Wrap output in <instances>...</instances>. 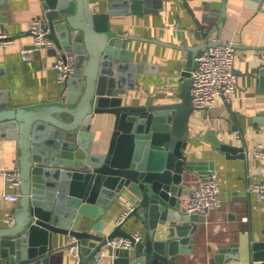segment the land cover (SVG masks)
I'll return each mask as SVG.
<instances>
[{
	"label": "water",
	"instance_id": "95a60500",
	"mask_svg": "<svg viewBox=\"0 0 264 264\" xmlns=\"http://www.w3.org/2000/svg\"><path fill=\"white\" fill-rule=\"evenodd\" d=\"M149 1L112 0L98 10L91 0H40L39 16L55 42L49 49L58 56L73 53L76 69L63 81L59 101L18 106L0 94V139L17 142L21 192L12 219L0 223V264H63L58 251L64 247L55 246L59 235L78 240V264H180L177 256L192 249L193 234L207 215L189 213L183 205L186 175L212 172L187 152L195 109L192 70L198 55L223 42L213 34L225 26L228 0H222L221 19L207 40L182 46L187 62L179 100L124 103L125 69L134 70L135 77L147 70L135 62L129 43L149 38L116 29L113 18L141 16ZM256 1L257 7L264 5ZM98 114L114 117L106 150L93 128ZM210 140L229 155L244 151L219 136ZM127 195L134 197L135 208L123 223L107 226L104 215L111 204ZM134 216L144 226L140 241L124 227ZM116 236L133 242L113 247ZM235 247H220L218 264L238 257ZM251 248L255 259H264V241Z\"/></svg>",
	"mask_w": 264,
	"mask_h": 264
},
{
	"label": "crops",
	"instance_id": "0c3cea01",
	"mask_svg": "<svg viewBox=\"0 0 264 264\" xmlns=\"http://www.w3.org/2000/svg\"><path fill=\"white\" fill-rule=\"evenodd\" d=\"M112 0H91L98 10H106ZM256 2V3H255ZM256 4V5H255ZM256 0H228V19L222 31L216 30L215 40L232 41L237 46L235 70L237 89L232 98L220 96L206 110L194 109L187 135L189 159L201 161L207 175L218 178L221 204L207 214L193 234L189 253L179 254L180 264H218L215 253L220 247L235 243L238 257H228L224 264H264L253 257L252 243L264 241V198L249 187L264 179V157L252 153L257 144H264V5ZM141 16L135 13L113 18V26L127 34L149 38L132 39L135 62H143L147 70L124 71V103L177 101L183 81L182 68L187 62L184 45L207 40L209 31L221 19L222 0H150ZM41 13L40 0H8L0 2V31L13 37L6 46L0 45V94L18 106L38 102L59 101L63 82L54 67L58 55L50 49L36 50L30 59L21 48L31 46V20ZM206 15L203 20L202 16ZM134 75V76H133ZM111 114H98L93 128L102 138V149L109 146L113 130ZM241 131V135L236 130ZM219 136L223 142L244 147V151L227 154L210 139ZM243 152V155H239ZM16 140L0 139V223L10 221L15 203L3 198L4 192L20 190L6 176L5 170L19 166ZM206 174L187 173L188 191L182 194L186 207L198 179ZM135 202L132 196L115 200L104 217L109 227L115 226L123 211ZM248 216V219H243ZM129 231H141L138 217L124 223ZM71 237L59 235L55 246L63 264H76L69 248Z\"/></svg>",
	"mask_w": 264,
	"mask_h": 264
},
{
	"label": "built area",
	"instance_id": "2783aa9c",
	"mask_svg": "<svg viewBox=\"0 0 264 264\" xmlns=\"http://www.w3.org/2000/svg\"><path fill=\"white\" fill-rule=\"evenodd\" d=\"M203 20L206 15L202 16ZM30 33L32 35L31 46H23L21 53L24 58L30 59L36 50L52 48L55 45L53 38L49 36V29L40 16H35L31 20ZM14 41L13 37L4 31H0V45L6 46ZM198 65L192 70V102L197 110H206L214 105L218 97L232 98L237 89V75L235 62L237 59V46L232 41H223L216 45L208 46L202 54L196 57ZM58 72V80L63 82L76 69V61L73 53L59 55L54 63ZM184 68H182V71ZM181 71V72H182ZM241 135L239 129L236 130ZM252 153L256 156L264 157V144H257L252 148ZM5 176L19 188L20 168L15 166L5 170ZM249 189L257 193L260 198H264V179L252 184ZM3 198L12 203H17L20 199V190L14 192H4ZM221 204V187L216 176L204 175L198 179L191 196L186 205L189 213L198 212L207 215L212 209ZM136 203L130 205L123 211L117 224L123 223L129 213L135 208ZM12 219V217H11ZM243 219H248L244 216ZM131 235L135 241H140L144 237L141 231H132ZM133 239L128 236H116L110 242L113 247H129ZM70 250L76 257V264L79 262V243L75 237H71L69 243Z\"/></svg>",
	"mask_w": 264,
	"mask_h": 264
}]
</instances>
